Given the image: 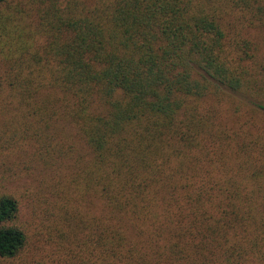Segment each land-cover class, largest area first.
Segmentation results:
<instances>
[{
  "label": "trees",
  "instance_id": "1",
  "mask_svg": "<svg viewBox=\"0 0 264 264\" xmlns=\"http://www.w3.org/2000/svg\"><path fill=\"white\" fill-rule=\"evenodd\" d=\"M254 33L264 0H0V261L264 264ZM63 165L91 211L25 217L11 185Z\"/></svg>",
  "mask_w": 264,
  "mask_h": 264
},
{
  "label": "rangeland",
  "instance_id": "2",
  "mask_svg": "<svg viewBox=\"0 0 264 264\" xmlns=\"http://www.w3.org/2000/svg\"><path fill=\"white\" fill-rule=\"evenodd\" d=\"M251 38L255 40V43H259V45L264 42V37L255 33L251 35ZM61 137L64 139L67 146H72L71 149L76 154L86 151L83 144L76 139L75 131L71 127L66 126L61 133ZM14 160L17 164L22 162L28 163L27 160L20 157H15ZM8 162L10 164L12 163L10 161ZM16 167L21 168V166ZM30 173L27 174L29 176H24L26 174V172H24L22 178L11 185V189L15 193V196L23 205L25 217H30L32 220L34 218H32L31 214H36V219L32 221L37 223L40 222L37 218V212L43 211L46 208L44 203H50V207H53L51 212L55 214H57V210H62L63 212L67 211L71 216H77L78 212L83 214L91 211L90 198L83 202L79 194L75 191V188L67 183L68 176L72 172L68 170L66 165H63L58 171L40 168V175L36 174L34 169L31 170ZM53 201L57 202L56 205H54ZM43 222L50 224L47 220ZM38 245V248L44 250L45 253L42 259H45L48 244L44 240L37 242L32 240L28 250L22 258L30 261L33 252L32 247ZM0 264H17V262L0 261Z\"/></svg>",
  "mask_w": 264,
  "mask_h": 264
}]
</instances>
